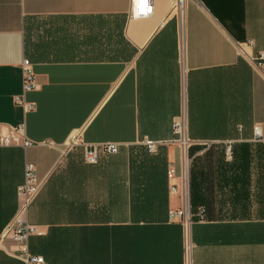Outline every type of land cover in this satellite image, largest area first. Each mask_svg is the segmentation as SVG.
<instances>
[{"label":"crops","instance_id":"crops-1","mask_svg":"<svg viewBox=\"0 0 264 264\" xmlns=\"http://www.w3.org/2000/svg\"><path fill=\"white\" fill-rule=\"evenodd\" d=\"M152 3L132 19L131 0H0V135L22 129L0 148V264H23L3 233L26 163L42 181L28 250L44 264H184L168 219L181 206L169 187L182 116L193 208L205 209L192 264H264V80L251 65L264 53V0H185L181 16ZM24 60L37 87L23 95ZM21 95L33 111L14 104ZM144 141L164 144L149 153ZM104 144L118 153L86 164L84 149Z\"/></svg>","mask_w":264,"mask_h":264},{"label":"built area","instance_id":"built-area-1","mask_svg":"<svg viewBox=\"0 0 264 264\" xmlns=\"http://www.w3.org/2000/svg\"><path fill=\"white\" fill-rule=\"evenodd\" d=\"M171 8L179 16L183 13L185 0H170ZM153 14L152 0H131L129 17L132 19H147ZM252 68L258 76L264 80V53H259L251 58ZM22 93L23 95L36 89V81L34 73L28 60H24L21 66ZM23 95L16 96L13 102L16 106L22 108L24 112H30L35 109L33 103L23 100ZM172 135L175 143L181 152L182 170L179 175V186L170 185L169 192L180 195L181 206L178 209L168 211V219L170 222L177 223L181 226L184 239V264H192L191 252L193 249L191 242V228L198 222L204 220L205 209L199 207L193 209L190 204V162L187 157L191 141L187 133V120L184 116L176 118L172 122ZM22 129H9L5 135H0V148L7 147L19 142ZM255 137L261 139V130L259 127L254 129ZM164 143H155L144 141L143 145L149 153H154L159 145ZM24 147L30 146V143L24 142ZM78 146V143L72 139L69 147ZM118 145L104 144L100 146L87 147L83 151V160L86 164L92 165L97 163L100 156L114 155L118 153ZM167 179L173 180L177 178L175 169L170 165L166 170ZM42 188V181L39 179L35 166L26 163L24 166L23 182L17 188L18 205L15 215L4 230L3 237L9 238L16 246V250L10 253L12 257L21 261L23 264H44L42 257L33 255L28 250V240L31 236H40L41 232L33 225H30L26 216L28 210L39 194Z\"/></svg>","mask_w":264,"mask_h":264},{"label":"trees","instance_id":"trees-1","mask_svg":"<svg viewBox=\"0 0 264 264\" xmlns=\"http://www.w3.org/2000/svg\"><path fill=\"white\" fill-rule=\"evenodd\" d=\"M190 179V204H191V207L193 208L194 207V203H193V194H192V180H191V176L189 175ZM194 209V208H193Z\"/></svg>","mask_w":264,"mask_h":264}]
</instances>
